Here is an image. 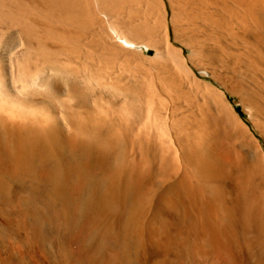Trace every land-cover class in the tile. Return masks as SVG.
<instances>
[{
  "label": "bare ground",
  "instance_id": "1",
  "mask_svg": "<svg viewBox=\"0 0 264 264\" xmlns=\"http://www.w3.org/2000/svg\"><path fill=\"white\" fill-rule=\"evenodd\" d=\"M0 264H264V0H0Z\"/></svg>",
  "mask_w": 264,
  "mask_h": 264
},
{
  "label": "rangeland",
  "instance_id": "2",
  "mask_svg": "<svg viewBox=\"0 0 264 264\" xmlns=\"http://www.w3.org/2000/svg\"><path fill=\"white\" fill-rule=\"evenodd\" d=\"M187 52H188V50H187ZM207 79H208L209 81H211L213 84L218 85V84H217L214 80H212L211 78L207 77ZM230 99L233 101L234 105L238 108V110H239V112L241 113L242 117L245 118V119H247L248 114L246 113V110H245L244 106H243L241 103H238V102L236 101V98L233 97V96H231V95H230Z\"/></svg>",
  "mask_w": 264,
  "mask_h": 264
}]
</instances>
